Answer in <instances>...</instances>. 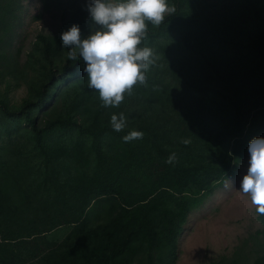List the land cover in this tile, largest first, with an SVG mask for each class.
Wrapping results in <instances>:
<instances>
[{"label": "trees", "instance_id": "obj_1", "mask_svg": "<svg viewBox=\"0 0 264 264\" xmlns=\"http://www.w3.org/2000/svg\"><path fill=\"white\" fill-rule=\"evenodd\" d=\"M168 3L176 13L159 27L146 22L140 45L155 54L147 84L118 107L102 105L83 61L62 47L73 24L82 38L91 33L85 2L62 11L54 36L37 35L31 95L11 104L0 93L1 112L24 120L37 153L36 161L0 149V264H17L25 243L41 258L32 264H167L200 197L264 133V0ZM17 9L18 0H0V58L12 57ZM12 59L5 67L14 74ZM121 112L126 127L115 132L110 118ZM132 130L143 139L124 142ZM64 224L72 227L56 244L28 239Z\"/></svg>", "mask_w": 264, "mask_h": 264}, {"label": "rangeland", "instance_id": "obj_2", "mask_svg": "<svg viewBox=\"0 0 264 264\" xmlns=\"http://www.w3.org/2000/svg\"><path fill=\"white\" fill-rule=\"evenodd\" d=\"M71 6L73 0H18L16 16L12 20V32L7 39L12 57L0 58L3 61H0V93L11 104H19L23 98L31 95L29 86L40 74V45L37 35L42 33L54 36L61 24L62 11ZM6 58L8 59L5 60ZM10 59L16 63L14 74L5 67ZM47 104L46 108L51 105ZM28 130V125L22 118L12 120L0 110V149L3 148L6 155L13 157L10 154L18 155L17 152L21 151L23 154L20 157L36 160L35 142ZM260 136H264V133ZM244 143L247 148L239 158L235 172L225 175L205 197H200L201 201L189 213L187 222L182 227L174 254L168 256L165 263L254 264L256 258L263 255L262 224L257 217L256 206L252 204L250 196L239 190L240 180L247 171L249 160L248 140ZM71 227L72 224L60 225L43 235L41 240L39 237L28 239L45 245L56 244ZM34 251L37 250L33 245L25 243L17 264L40 261L39 254L33 256Z\"/></svg>", "mask_w": 264, "mask_h": 264}, {"label": "clouds", "instance_id": "obj_3", "mask_svg": "<svg viewBox=\"0 0 264 264\" xmlns=\"http://www.w3.org/2000/svg\"><path fill=\"white\" fill-rule=\"evenodd\" d=\"M85 10L92 21V31L82 38L79 25L73 24L61 34L62 47L69 49L68 59L83 61L88 87L99 93L104 107H118L125 93L132 94L137 84L145 86L155 54L150 47H140L148 32V23L159 27L166 16L176 13L168 0H86ZM98 26V27H93ZM124 113L112 114L110 124L115 132L126 127ZM142 131L132 130L124 142L143 139ZM184 144L189 140H182ZM248 167L240 180L239 190L250 196L257 214L264 215V136L248 144ZM172 153L166 163H174Z\"/></svg>", "mask_w": 264, "mask_h": 264}]
</instances>
